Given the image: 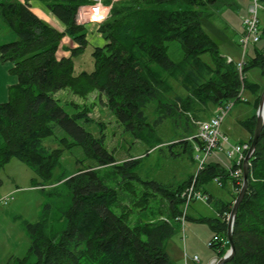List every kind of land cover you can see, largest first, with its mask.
I'll use <instances>...</instances> for the list:
<instances>
[{
    "label": "trees",
    "instance_id": "1",
    "mask_svg": "<svg viewBox=\"0 0 264 264\" xmlns=\"http://www.w3.org/2000/svg\"><path fill=\"white\" fill-rule=\"evenodd\" d=\"M30 1L0 0V21L15 35L13 41L0 44V64H10L8 74L17 79L7 88V101L0 103V168L17 159L31 169L39 190L65 185L70 198L60 214L63 227L54 231L43 210L35 222L25 223L26 255L6 264H174L165 243L178 231L175 218L191 176L183 184L167 186L142 178L136 171L138 160L116 163L104 136L88 129L92 125L88 111L74 107L71 112L55 95L65 90L80 98L96 93L122 131L149 147L159 144L157 130L164 122L176 131L195 134L192 123L206 110L242 101L241 89L253 90L245 72L256 67L264 76V27L259 23L260 39L246 51L239 74L202 28V21L227 0H120L110 5L104 21L96 23L104 44L92 48V71L76 73L73 59L88 46L86 26L77 23L76 15L89 0H36L62 24V31L36 16ZM260 3L264 7V0ZM65 37L71 46L63 45ZM172 47L178 53L175 59L168 55ZM59 49L68 55L58 57ZM255 121L253 114L242 122L249 145ZM55 128L61 137L55 135ZM190 140L176 144L186 151L189 144L200 143L194 136ZM76 146L88 165L69 177H55L63 152ZM105 167L113 169L116 186L110 187L99 176V168ZM214 178L231 179L210 159L196 188ZM239 189L236 185L226 211ZM121 193L133 199L138 211L147 210L159 198L166 203V220L129 225L132 209L119 205ZM226 213H220L223 222L208 220L222 231V240L217 237L219 242L212 246L217 257L229 248ZM232 241L234 256L225 264H264V124L249 160L248 188L234 218Z\"/></svg>",
    "mask_w": 264,
    "mask_h": 264
},
{
    "label": "rangeland",
    "instance_id": "2",
    "mask_svg": "<svg viewBox=\"0 0 264 264\" xmlns=\"http://www.w3.org/2000/svg\"><path fill=\"white\" fill-rule=\"evenodd\" d=\"M117 1L120 0H108L109 4L106 5L110 8V5ZM233 1L236 3V6H232L231 1L227 0V3L217 11H213L215 14L211 18L202 21V28L218 45L220 54L225 59L228 58L233 63H237L240 61L242 54L240 47L237 46V37L242 27V18L247 16L248 1ZM259 23L261 27H264L263 6L259 11ZM86 32L87 38H90L88 46L82 55L73 59V67L76 73L92 71V48L102 44L101 40H99L98 45L95 44L94 35H91L87 28ZM14 39V33L0 21V44L13 41ZM171 49L172 51H169L168 55L170 58L175 59L178 57V53L175 47ZM250 50L251 45L247 48L248 52ZM244 76L247 84H251L254 88L253 90L245 88L242 91L243 100L233 103L220 126V132L234 144L239 141L248 140L249 134L242 125V122L249 120L255 114L256 98H259L264 90V76L261 74L259 68L249 69L245 72ZM4 83L5 81L2 82L1 88H3ZM1 96L3 97V94ZM55 97L71 112L75 109L74 107H77V110L84 108L88 111V117L92 122V125L88 129L94 135L101 133L104 136L105 147L112 153L116 163L130 159L138 160L136 171L142 178L148 177L167 186H178L185 183L190 176L192 179L196 174L198 167L196 157H201L200 153L193 150L192 144H189V148L186 151L176 144L181 140H189L191 142L190 139L196 132L195 134L193 132L191 135H187L179 130L176 131L170 122H164L157 130L159 144L149 147L139 141L133 140L122 131V128L104 105V98L100 99L96 93H92L86 98H80L65 90L57 92ZM146 113L148 119L152 120L154 116L151 109H148ZM212 114L211 110H206L192 123L194 129L197 131V124L206 121ZM55 135L57 137H61L62 135L58 128H55ZM51 147L55 146L52 145ZM87 165L88 163L84 162L82 149L76 146L70 151L63 152L60 164L54 171V176L62 175L69 177L78 168ZM98 172L105 184L110 187L116 186L118 178L111 167L99 168ZM33 177L31 169L14 158L0 168V197L9 194L13 197L7 204L0 203V264H6L11 259L22 258L26 255L29 239L24 230L25 223L35 222L38 219L39 213L43 210L47 213L46 218L54 231H58L63 227L60 214L62 209L69 203L70 195L67 187L65 185H58L55 189L46 187L42 191L33 184ZM191 179L183 191L189 186ZM202 187L207 188L216 197L221 198L223 194H226L225 189L223 190L218 187L214 180L203 184ZM197 190L203 192L201 187ZM49 192L51 193L49 194ZM46 205L48 206L47 208H45ZM119 205L132 209L128 220L129 225H133L139 221L156 220L160 218V215H163L161 217H166L164 216V213H166V203L159 198L153 199L147 210L138 211L133 207V199L129 195L121 193ZM183 208L184 204L180 206V210L182 211ZM113 210L117 212L118 208ZM185 214L186 218L189 216L193 220L185 219L183 237L181 226L178 224V231L166 241L165 250L171 261H174V258H177L178 255L184 257L185 254L188 262H190V257L194 255L206 263L214 255L212 250L207 247L211 233L205 220L207 217H213L214 214L206 202L197 200L189 203ZM198 215H201L205 219L195 220Z\"/></svg>",
    "mask_w": 264,
    "mask_h": 264
},
{
    "label": "built area",
    "instance_id": "3",
    "mask_svg": "<svg viewBox=\"0 0 264 264\" xmlns=\"http://www.w3.org/2000/svg\"><path fill=\"white\" fill-rule=\"evenodd\" d=\"M247 16L242 18V34L239 37V46L242 52L241 59L239 62L235 63L236 68L241 73L245 54L249 45L257 43L260 39L259 37V11L262 8L260 0H247ZM109 15V8L104 5V0H89V4L81 6L76 15V21L79 24L88 23H99L104 21ZM227 62H231L230 59L226 58ZM238 98L243 100L242 89L239 92ZM234 101H228L222 105L217 106L213 114L206 121H202L197 124V131L194 138L199 140V144L193 146V150L200 153L201 157L197 156V171L192 177L189 186L185 191L182 192L181 198L183 199L184 208L181 213L175 218V221L181 226V233L183 237V224L186 219L185 210L191 201L197 200L201 202H206L208 196L195 188V183L198 178V173L204 170L205 165L208 160L212 159L219 165H221L229 177L233 180L234 185L241 186L242 182V163L245 155L249 149V144L244 143H231L228 138L220 132V126L230 111ZM215 183L220 184L218 178L213 179ZM13 199L12 195H6L0 197L1 204H7ZM226 220L228 213L225 214ZM161 220H166L164 217ZM217 236H214L211 241L207 243L208 247H212L214 244L218 243ZM227 252V251H226ZM225 252V253H226ZM190 263L187 257L184 255L183 264H197L199 259L197 256H192L190 258ZM216 260L211 259L207 264H215Z\"/></svg>",
    "mask_w": 264,
    "mask_h": 264
},
{
    "label": "crops",
    "instance_id": "4",
    "mask_svg": "<svg viewBox=\"0 0 264 264\" xmlns=\"http://www.w3.org/2000/svg\"><path fill=\"white\" fill-rule=\"evenodd\" d=\"M107 1L108 0H104V4H105L106 7H108L106 5V2ZM230 1H231L230 3H231L232 6L233 5L236 6V3H234L233 0H230ZM29 5H30L31 11L36 16H38L40 19L46 21L48 24H50L54 28L58 29L59 31H62L63 30L62 24L54 16H52L49 13V11L40 2H38L36 0H32V1L29 2ZM84 25L89 30L90 34L91 35H94L93 36L95 38L94 39V43L98 45L99 40H101L102 41V44L100 46H102L104 44V41H103L102 37L97 32V24L96 23H88V22H86ZM241 30H242V27H241V29H240V31L238 33L237 41H238L239 34H240ZM89 39H88V41H89ZM63 45L64 46H71V42H70V40L67 37L63 38ZM97 45H95V46H97ZM56 55L58 57L67 56L68 55V52L59 49L57 51V54ZM10 67H11L10 64L0 65V79H1V84H0V98H2L0 100V103H4L8 99V92H7L8 86L13 85V84H15L17 82L16 77L15 76H10L8 74V72H7ZM3 81H5V83H4L3 88H1V85H2V82ZM2 94H3V97L1 96ZM244 142H246V141H239L238 143H244ZM215 184L218 187L222 188L223 190L225 189L226 194H223V197H221V198L220 197H216L211 192H209V190L207 188H203L201 186L202 191L204 193H206L208 195V198H209V201L206 202V203L208 204V206L210 207L212 213L214 214V216L211 217V218H208L207 217L206 218V221H205L206 224H207L208 230L211 233V237H210V240L209 241H211L214 236H217L219 239L222 240V236H221L222 235V231L221 230L218 231L217 229H214L212 227L211 223H209V221H212V220L218 218L220 222H223V218L220 217V213H225V212L228 213V211H226V208L229 206L230 202L232 201L233 195H235V185H234V182L231 179H225V178L224 179H220V184H217V183H215ZM186 219L193 220V218H190L189 216H187ZM200 219L201 220H204L205 218L202 217L201 215H198L197 218H195V220H198V221ZM221 246H222V248H225V244L224 243ZM208 248L212 250L214 257H216V251L213 249V247H208ZM183 249H184V247H183ZM211 259H209L206 263H204L201 260H199V263H197V264H207ZM172 262L174 264H183L184 257L182 255H178V257L177 258H174V261H172Z\"/></svg>",
    "mask_w": 264,
    "mask_h": 264
},
{
    "label": "water",
    "instance_id": "5",
    "mask_svg": "<svg viewBox=\"0 0 264 264\" xmlns=\"http://www.w3.org/2000/svg\"><path fill=\"white\" fill-rule=\"evenodd\" d=\"M256 121L255 126L250 142L249 149L245 155V158L242 163V182L239 191L237 192V195L232 203L231 208L228 211V217L226 220V239L229 244V248L227 252L222 257H214L212 259L216 260L215 264H225L229 262L233 256H234V245L232 241V227L234 218L238 209L239 204L241 203L244 195L246 194L247 188H248V175H249V160L253 155V152L255 150L257 141L260 137L263 124H264V90L260 94V97L258 99V105L255 112Z\"/></svg>",
    "mask_w": 264,
    "mask_h": 264
}]
</instances>
